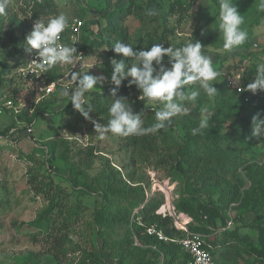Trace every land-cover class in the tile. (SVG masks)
<instances>
[{
    "label": "trees",
    "instance_id": "trees-1",
    "mask_svg": "<svg viewBox=\"0 0 264 264\" xmlns=\"http://www.w3.org/2000/svg\"><path fill=\"white\" fill-rule=\"evenodd\" d=\"M18 1L21 2L20 12L27 20L30 32V21L38 18L47 20L59 14L53 0ZM212 1L216 11L208 22H213L218 28L219 0ZM258 3L259 0H249L239 5L238 0H233L234 6L244 18L241 27L248 32L247 41L235 48L246 51L240 59V64L250 56L248 50L252 44L248 41L252 36V29L260 25L264 17V13L257 11ZM164 4L167 5L166 8L163 7ZM98 6V18L91 21L92 25L97 26V35L91 43L83 39V47L106 46L114 58L120 60L122 57L112 49L117 40L131 45L136 51L147 50L153 44L164 45L175 33V27L168 26V17L179 14L180 18H183L191 7V0H118L115 3H112V0H101ZM149 10L154 11L155 15H147ZM85 12V9H81L79 14ZM28 13L32 15L28 17ZM4 16H0V41L6 37L14 46L17 43L14 33L24 24L23 22L15 24L17 18L13 15L10 19L12 25L4 30ZM73 20L70 19V23ZM181 21L182 19L179 22ZM248 22L249 25H245ZM135 25L138 27L134 30L135 33H131V28ZM84 30L87 31V25L83 24L80 32ZM22 38L25 41V37ZM189 40L179 42L177 47L183 46ZM199 42L212 45L217 41L208 36ZM10 51L9 49L4 53L3 63L0 65V87L12 82L11 79L5 82V69L10 71L7 62L15 58ZM123 59L127 70L132 61L128 58ZM162 65L170 68L168 57L162 59ZM256 73L257 65L249 64L245 67L242 74L243 84L250 83ZM54 80L55 74H51L50 81ZM113 87L111 83L104 87L97 86L96 90L86 94L93 106L89 120L94 119L104 125L110 119L108 110L113 99L111 95ZM213 87L218 92L214 99L208 98L201 90L197 101L201 107H208L209 130L205 129L202 134L195 136L191 134V130L198 126L201 119L199 113L198 119H190V131H186L178 141L167 127L156 134L129 136V145L140 153L158 152L155 167L163 168L168 178L180 187L178 197L172 202L174 211L191 219L188 225L189 232L205 236V247L216 264H231L232 260H238L242 262L241 264H264V138L251 137L252 117L260 113L261 118H264V97L244 101L235 91L228 88L227 83L226 85L214 83ZM60 91V87H57V94ZM139 94L135 85L129 86L127 79L117 90V97L127 99L134 113L144 112L142 117L147 127L155 123V113L147 111L148 108L144 107L145 102L138 100ZM14 95L13 92L12 100L16 103ZM55 95L45 98L40 105L55 102ZM46 110L48 109L42 108L30 115L28 109L21 111L0 135L4 138L14 135L19 129L18 123L31 125L39 114L47 112ZM5 111L14 116L12 111ZM69 113L72 114L71 110ZM78 116L79 119L87 121L79 113ZM12 129L14 133H10ZM54 133L55 137L42 142L40 147L34 142L33 151L24 155L25 159L34 163L38 162L36 158L41 157V166L47 167V173L40 179L31 168L28 172L30 174L28 182L32 189L42 194L44 198L49 197L46 208L39 213L36 220L29 223L30 226L41 230L40 238L48 247L46 252H42L45 258L41 264H74L65 261L63 257H66L69 250L67 246L72 244L69 235L73 227L80 222L82 214L87 210L80 202V197L83 196H93L95 207L92 211L88 242L85 243L81 258L75 264L188 263L189 254L176 242H172L183 238L185 233L174 227L172 217H163L156 213L164 204L159 192L147 198L142 185H129V181L123 180L121 173L112 167L108 159L95 154L93 147H78L76 150L69 148L72 150L70 151L67 148V139L60 137L58 131ZM74 144L71 143L72 146ZM36 152L40 153L38 157ZM56 160H67L70 165L57 167ZM95 160L99 165L96 173L91 175ZM52 174L67 181L71 190L77 194V201L74 204L69 202L66 190L50 179ZM127 176L133 180L130 175ZM227 210L234 213L233 223L229 227H227L229 220L225 214ZM246 215L252 216L249 222L244 220ZM118 226L124 231L123 238L113 240L112 231ZM152 227L161 232L167 240H158L155 235H148L147 230ZM243 229H249V233H243ZM42 253L36 257H42ZM244 255L250 258V261L247 262ZM31 257L33 255L29 254V258ZM109 258L112 263H109ZM238 262L236 264H239Z\"/></svg>",
    "mask_w": 264,
    "mask_h": 264
},
{
    "label": "rangeland",
    "instance_id": "rangeland-1",
    "mask_svg": "<svg viewBox=\"0 0 264 264\" xmlns=\"http://www.w3.org/2000/svg\"><path fill=\"white\" fill-rule=\"evenodd\" d=\"M101 0H53L57 6L58 13L67 14L70 19H77L82 26L87 25V31L80 32V44L84 54L78 57L75 65L57 64L54 67L53 74H55L56 92L57 87L61 90H70L74 86V82L70 80V73L78 71L81 74L88 72L89 75L106 77L105 81L98 86L109 85L110 74L112 71L110 60L115 59L111 50L106 47H83V39L87 43H91L92 39L97 35V26L92 25L91 21L96 20L99 4ZM118 0H112L115 3ZM249 0H238L239 5H243ZM190 2V1H189ZM166 4L163 7L166 8ZM154 8V5L152 6ZM21 2L18 0H9L7 14L4 16V30L10 25V19L13 15L16 16L18 22H23L24 26L16 29L14 37L17 43L12 46L6 37L0 41V65L3 63V55L9 49L10 53L15 55V58L8 60L7 64L10 68L5 69V77L7 82L12 80L11 84L0 87V103L6 99H12L13 92L15 93L17 103H21L20 110H29V115L46 108L47 112L39 114L31 125L26 126V123H18L19 129L15 131L14 135H9L7 138L0 135V264H41L44 262L43 256L48 247L43 240H41V230L30 226L29 223L36 220L39 213L46 208L49 202V197H43L42 194L36 193L29 184L30 168L34 173H37L38 179L43 178L47 173V167L41 166L40 153L36 152V159L38 162L34 163L24 158V155L30 154L34 149V142L40 147L42 142H45L55 137V131H58L60 137L66 138L67 148L76 150L78 147H93L95 154L104 159H108L112 167L119 171L123 180L129 181L131 186L142 185L145 188L146 197L152 196L159 192L164 204L159 208L162 211L169 210L173 207L172 202L178 197L180 187L175 182L168 178L167 172L161 168H156V161L158 159V152H142L133 150L129 145V137H119L111 133L105 134L101 137L96 133L93 121L99 123L97 120H81L78 117V112L71 109L69 106L68 97H63L59 94L55 95V102L48 105H40L45 100L36 102L33 99L32 88L23 84L17 76L18 68L24 63L26 54L24 50V39L29 33V25L27 20L21 14ZM81 9H85L84 14H79ZM164 10V9H163ZM158 11V10H157ZM216 11V6L212 0H191V7L183 18L179 14L170 15L168 17V26L175 27V33L163 45L164 47H177L178 43L185 39H192L195 43L197 41L205 40L209 36L216 40V44H202V51H206L205 55L212 58L213 67L220 73L214 83L217 85H226L227 78L234 74H242L245 72V67L249 64L259 65L264 63V17L260 25L252 29V36L249 38V43L252 44L248 50L250 56H247L240 64L241 57L246 51L231 50L226 51L223 48V35L214 23L208 22ZM10 16V18H9ZM182 19L181 22H179ZM250 22L245 25H249ZM138 26L131 28V33ZM135 33V32H134ZM134 35V34H133ZM213 42V41H212ZM257 47H253V44ZM2 45V46H1ZM220 46L221 48H219ZM222 63V67L221 66ZM1 71V66H0ZM68 87V88H67ZM97 87L94 89L96 90ZM136 96V95H135ZM135 96L133 97L135 99ZM140 96V94H139ZM138 96V100H139ZM242 98L241 96H239ZM48 98V97H47ZM50 98V96H49ZM144 107L147 111L155 113L157 105L150 104L144 101ZM189 108V114L184 116L174 117L169 124L171 133L176 141L183 137L186 131H190V119H198L201 105L193 106L190 102L186 104ZM71 110L72 114L69 113ZM15 115L12 116L9 112L0 108V133L9 126ZM61 118V121H60ZM144 118V117H142ZM26 127V129H21ZM30 129L28 134L27 130ZM71 143H75L73 146ZM161 145L160 141H158ZM70 150V149H69ZM72 151V150H70ZM135 151H138L135 153ZM57 167H67L70 165L67 160H56ZM99 163L97 160L93 162V170L90 174L93 175L97 171ZM127 175H130L131 180ZM50 179L55 184H60L66 193L69 194V202L74 204L77 201V194L73 192L67 181L61 178L50 175ZM248 185V183H247ZM247 188V186H245ZM93 196L80 197V202L87 210L82 214L80 222L72 229L70 236L71 245H68V251L65 261L73 262L74 264L81 258L82 250L85 248V243L88 242L90 233V222L92 218V211L95 207ZM169 207V208H168ZM229 222L233 223V212L227 210L225 212ZM252 219L251 215H246L244 220L249 222ZM243 233H249V229H243ZM123 229L118 226L115 227L111 234V239L119 240L123 238ZM254 242V238H252ZM100 244V242H99ZM42 253V257H36ZM29 254L33 257L29 258ZM248 262L250 258L244 255ZM109 263L111 258H109ZM238 262V260H236ZM236 261H231V264H236ZM241 264L242 262H238Z\"/></svg>",
    "mask_w": 264,
    "mask_h": 264
},
{
    "label": "clouds",
    "instance_id": "clouds-1",
    "mask_svg": "<svg viewBox=\"0 0 264 264\" xmlns=\"http://www.w3.org/2000/svg\"><path fill=\"white\" fill-rule=\"evenodd\" d=\"M8 6L9 0H0V16L7 14ZM257 11L264 13V0H259ZM31 15L32 13H28V17ZM147 15H155V12L149 10ZM218 21L225 50L231 51L247 41L248 32L241 27L244 24L243 15L234 6L233 0H219ZM69 26L70 17L63 12L47 20L36 19L31 32L25 37L23 46L27 53L35 50L36 60L30 64L42 72H47L61 63L75 65L77 56H82L77 54L74 45L61 43V34ZM112 49L122 59L110 60L112 71L109 83L114 86L111 92L113 99L108 110L110 119L104 125L93 121L95 131L101 137L107 133L119 137L156 134L167 128L174 117L188 115L189 108L186 104L190 102L196 106L201 90L210 99L218 95L213 84L220 73L213 67L212 58L203 53L199 41L194 43L190 39L181 47L167 48L162 44H153L147 50L136 51L131 45L117 40ZM164 57L169 58L170 68L162 65ZM123 58L132 61L127 70ZM88 72L81 74L72 71L70 80L74 82V86L70 90L60 91V95L68 97L73 109L85 120H89V114L93 112V106L86 94H90L106 79L103 75L93 76ZM126 79L129 86L135 85L139 90L141 101L158 106L155 111V123L150 126H145L143 111L134 113L127 99L117 97V90ZM247 90L253 94L257 90L264 91V63L257 65L256 76L247 85ZM208 111L207 106L200 108L201 119L198 126L191 130L193 136L202 134L205 129L209 130ZM251 137L264 138V118H261L260 113L252 117Z\"/></svg>",
    "mask_w": 264,
    "mask_h": 264
},
{
    "label": "built area",
    "instance_id": "built-area-1",
    "mask_svg": "<svg viewBox=\"0 0 264 264\" xmlns=\"http://www.w3.org/2000/svg\"><path fill=\"white\" fill-rule=\"evenodd\" d=\"M34 1V0H30ZM40 1V0H37ZM35 21H30V28L32 30L33 23ZM82 24L77 19H74L70 26L66 29L64 33L61 34V43L68 45H74L77 49V54L83 55L84 52L81 50L80 44V28ZM253 47H257V44H253ZM80 58V56H78ZM36 60V53L33 50L32 53H27L24 63L18 68L17 76L22 81L23 84L29 85L33 92V99L36 102L42 101L45 98L55 94L56 92V82L50 81V75L53 74L54 67L49 69L47 72H42L36 69L32 63ZM249 84V83H248ZM247 84V85H248ZM227 85L231 91H235L238 96H241L244 101L250 99H260L264 97V91L257 90L255 94L247 90V85L243 84L242 77L239 73H234L227 78ZM68 88V87H67ZM21 103H15L12 99H6L0 103V108L8 111H12L14 115L21 112ZM14 132V129L10 133ZM28 134L31 132L30 129L27 130ZM157 214L165 217L170 216L174 220V227L185 233V236L176 242L181 249L189 254L190 260L187 264H216L215 259L210 254L209 250L205 247V236L200 233H191L188 231V225L191 219L183 214L176 213L174 207L168 211H162V209L156 212ZM231 221L227 223V227L231 225ZM148 235H155L158 240L166 241L167 239L161 234V232L156 231L153 227L147 230Z\"/></svg>",
    "mask_w": 264,
    "mask_h": 264
},
{
    "label": "bare ground",
    "instance_id": "bare-ground-1",
    "mask_svg": "<svg viewBox=\"0 0 264 264\" xmlns=\"http://www.w3.org/2000/svg\"><path fill=\"white\" fill-rule=\"evenodd\" d=\"M169 208V207H168Z\"/></svg>",
    "mask_w": 264,
    "mask_h": 264
},
{
    "label": "crops",
    "instance_id": "crops-1",
    "mask_svg": "<svg viewBox=\"0 0 264 264\" xmlns=\"http://www.w3.org/2000/svg\"><path fill=\"white\" fill-rule=\"evenodd\" d=\"M185 216V215H184Z\"/></svg>",
    "mask_w": 264,
    "mask_h": 264
}]
</instances>
